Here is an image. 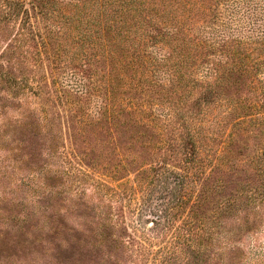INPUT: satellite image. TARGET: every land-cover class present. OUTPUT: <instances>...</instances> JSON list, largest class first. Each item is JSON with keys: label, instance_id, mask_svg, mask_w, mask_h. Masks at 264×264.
<instances>
[{"label": "rangeland", "instance_id": "obj_1", "mask_svg": "<svg viewBox=\"0 0 264 264\" xmlns=\"http://www.w3.org/2000/svg\"><path fill=\"white\" fill-rule=\"evenodd\" d=\"M248 1L209 0L203 14L185 10L194 29L204 24L191 32L194 43L210 30L229 32L230 14L243 19L233 8ZM163 3L155 0L151 16L166 10ZM18 26L0 23V264H264L263 126L243 123L221 158L219 135L196 139L194 154L201 149L203 159L196 165L187 163L192 147L184 138L188 129H212L215 115L228 116L226 98L233 106L262 100L264 54L259 62L239 54L252 62L248 74L232 71L224 99L213 103L200 99L193 80L210 52L187 48L184 55H199L189 63L193 73L164 91L165 70L152 66L141 75L143 60L109 34L119 63L135 67L115 70L114 112L98 120L108 98L106 64L93 62L81 95L69 57L51 50L49 61L40 45L16 47ZM141 50L158 59L170 52L154 39ZM178 56L173 63L188 64ZM131 102L136 108H125ZM254 113L240 109L239 120Z\"/></svg>", "mask_w": 264, "mask_h": 264}, {"label": "trees", "instance_id": "obj_2", "mask_svg": "<svg viewBox=\"0 0 264 264\" xmlns=\"http://www.w3.org/2000/svg\"><path fill=\"white\" fill-rule=\"evenodd\" d=\"M163 1L166 10L163 13L156 12L151 16V12L156 11L155 0H0V23L12 27V29H16L19 23L17 32L11 40V42H15L16 47L26 44V46L37 48L40 45L45 49L49 61L51 50L58 59L68 56L69 67L73 72L72 76L76 78V89L81 95L88 92V90L85 91L86 85L83 84L84 74L92 68L93 62L105 63L107 67L105 68L107 71L105 95L108 98H106L107 102L103 108L98 107L97 114L101 115L98 120L106 118L107 113L114 112V110L111 111L113 104L110 97L115 91L112 79L115 70H119L123 74L126 73L123 70L125 63H128L130 67H135L133 60L126 62L124 59L122 63H119V58L114 56L118 51L111 47L112 42L109 41V34H113V40L117 44L119 42L129 48L132 58L143 60L146 72L141 71V75H148L152 66L165 70L166 78L159 85L164 91L173 89L176 83L183 86L184 76L190 77V73L193 71L190 70L191 72L188 73L189 63L194 64L199 56L193 58L192 55L183 53L187 48L189 51L192 45L195 49L202 47L203 51L210 53L202 58L200 66L204 65L205 68L199 72V77L193 76L194 85L203 89L200 99L207 100L210 97L213 103L219 101L220 98H223V90L232 85L229 74L232 71H237L238 67L241 68L239 71L244 74H248L250 70L248 66L252 62L239 58V54H245L248 59L258 62L261 60V55L264 54V0H249L242 4V7L233 8L232 12L243 13L242 20H237L233 13L230 14L229 22L225 24L233 25L229 32L226 29L223 33L218 29L217 31L210 30V35L202 36L203 41L197 43H194L195 37H191L190 34L200 30L204 24L194 29L193 25L196 22L193 20L195 17L186 15L185 10H189V12L197 10L203 14L204 10H201V7L204 6L205 1L209 0ZM129 16L132 22L129 20ZM42 29L46 32L43 33ZM203 32L205 33L204 29ZM248 33L251 34L250 37L246 36ZM153 39L157 43H165L169 46L170 52H166L158 59L151 53L141 50V44H148V41ZM172 44L175 46L172 47ZM256 51L259 52L258 55L255 54ZM100 54L101 57L98 56ZM175 54H179V61H182L181 56L188 58V60L186 59L188 64L173 63ZM213 55H219V58L212 60L210 57ZM145 57L149 58L151 62ZM111 61H115V63ZM258 62H253L252 66L255 68L261 66V63ZM147 82H150L149 79ZM261 89L263 90V86ZM261 98L262 100L258 99L256 102L257 105L250 104L249 106H233L231 101L226 98L225 104L229 109L228 116L223 117L225 112L221 114L220 118L215 115L211 123L212 129L207 132L203 127L194 132L188 129L184 138L192 148L187 155V163L196 165L203 160L199 158L201 149L197 148V153L194 154L196 139L203 142L206 139L216 141L218 139L215 135H219L220 153H218V157L221 158L223 152L227 150L229 142L235 141L237 135L235 132L243 123L260 124L264 128V91L261 92ZM159 101L162 103V100ZM126 106L131 109L136 108L133 102L125 104V108ZM107 107L110 110L107 111ZM240 109L241 111L254 109L255 117L248 121L239 120ZM216 117L219 119L214 121ZM215 126L218 128L215 129ZM229 127L231 131L226 133ZM121 168H119L120 173L127 170L124 165H121Z\"/></svg>", "mask_w": 264, "mask_h": 264}]
</instances>
